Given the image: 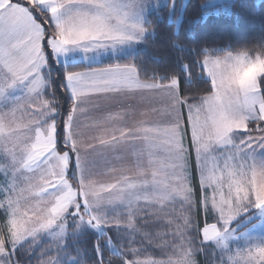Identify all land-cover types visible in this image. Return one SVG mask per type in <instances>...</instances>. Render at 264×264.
<instances>
[{
	"label": "snow or ice",
	"instance_id": "6c2138e0",
	"mask_svg": "<svg viewBox=\"0 0 264 264\" xmlns=\"http://www.w3.org/2000/svg\"><path fill=\"white\" fill-rule=\"evenodd\" d=\"M140 3L0 0V174L8 192L0 264H20L17 249L31 252L43 235L80 227L115 231L102 236L107 258L94 242L95 264H198L197 253L205 264H247L227 242L242 214L264 212V81L230 94L219 72L199 87L188 64L162 78L131 62L104 64L101 53L147 31L130 22ZM75 51L87 61L82 70L66 66ZM62 64L63 102L53 79ZM21 199L38 223L24 219ZM137 235L161 248L170 236L173 253L140 259L131 246ZM40 256L37 264H57L58 256Z\"/></svg>",
	"mask_w": 264,
	"mask_h": 264
},
{
	"label": "trees",
	"instance_id": "16d2710c",
	"mask_svg": "<svg viewBox=\"0 0 264 264\" xmlns=\"http://www.w3.org/2000/svg\"><path fill=\"white\" fill-rule=\"evenodd\" d=\"M212 4L210 0H189L182 10L172 11L171 7H166L152 13L147 21L152 33H148V43L146 40L138 46L141 61H135L146 68L149 78L154 72L158 78L168 72H183V65L188 64L195 67L197 84L203 87L209 81L203 76L202 55L218 54L240 45L264 44V0H232L215 9ZM85 66V63L77 62L68 67ZM53 70L57 98L63 102L64 95L59 90V83L63 79L64 68L54 66ZM97 240H100L105 258L111 254V249L102 242L101 236L88 233L81 249L88 256L92 255L89 262L92 259L94 264L96 253L93 245ZM15 256L21 264H35L39 259L35 249L27 253L17 249ZM111 264H119V261L113 259Z\"/></svg>",
	"mask_w": 264,
	"mask_h": 264
},
{
	"label": "rangeland",
	"instance_id": "374dc122",
	"mask_svg": "<svg viewBox=\"0 0 264 264\" xmlns=\"http://www.w3.org/2000/svg\"><path fill=\"white\" fill-rule=\"evenodd\" d=\"M189 0H174L173 3L170 0H141L139 7L137 8L136 12L130 17V22L139 24L143 27L146 25L147 31L138 39L126 42L123 45L118 46L115 51L109 50L107 52L101 53L99 59L105 64L112 63V62H119V63H133L137 64L135 61L138 59L140 60V56H138V46L143 44L147 40L148 33L151 34L148 27V19L152 15V13L157 12L161 8L171 7L173 10L183 9L184 5L187 4ZM232 0H210L213 4V8L215 9L217 6L224 4L226 2H230ZM215 6V7H214ZM148 43V40L146 41ZM92 58H95V54H90ZM84 54L79 51H75L70 54V59L66 62V66L70 70H82L83 68L77 67H68L71 64L82 62L87 65V61L83 58ZM137 65H140L142 71L148 74L146 68L143 67L142 64L138 62ZM88 66V65H87ZM60 67H65L62 64ZM86 67V66H85ZM84 67V68H85ZM203 72V76H204ZM205 95L207 93H204ZM159 106V105H157ZM254 134V133H253ZM255 135V134H254ZM62 146V145H61ZM83 151V149H81ZM264 158V153H261L259 150L257 152V159ZM7 167V161H0ZM225 191H227L225 189ZM208 194L211 195V190H208ZM8 195L7 192V181L0 174V200H4L5 197ZM19 208L20 210L25 213L24 219L29 220L30 223H38L39 221L36 219V215H34L35 209L31 207L28 200L21 199L19 201ZM200 218L201 225L204 223V216ZM5 210L0 208V225H3V222L6 220ZM4 219V220H3ZM208 222H213V217H207ZM69 228H75V225L69 224ZM156 227H160V225L150 227V231H154ZM167 229V225L163 226ZM232 227L235 229V232L227 242L228 247L231 250L232 254H235L238 251H244L245 255L247 251L253 247L264 246V212L257 210L255 208H250L247 213L242 214L237 221L233 222ZM95 233L99 236L103 235H111L115 237V231L111 228H101L100 230H95L92 228H75V231L66 232L63 237H57L55 233L51 236L45 234L41 237L39 244H37L35 250L37 251V256L41 258L40 254L43 251L44 257L47 258L49 256H58L57 264H94V261L91 259V256H88L82 249L81 244L85 240L88 233ZM190 235L195 236V232H191ZM63 239L66 241L62 245L60 249L56 247L48 248V245L52 244L55 239ZM169 240V245L167 247L161 248L157 247L155 243H148L147 241L143 240L139 235H137L136 239L131 242L132 247H138L141 249L140 259H144L145 257H151L155 260H167L169 255L173 253L172 248V238L166 237ZM103 242V239H102ZM199 243V241H197ZM124 244L128 246V239H124ZM205 247L211 248L215 247V245H205ZM112 251V250H111ZM222 251V249H218L217 252ZM39 252V253H38ZM36 255V254H35ZM75 257L76 260L73 261L71 258ZM15 260H18L16 256L14 257ZM198 264H205L207 257L203 254L197 253L196 256ZM21 264V263H20ZM37 264V261L36 263ZM240 264H244V261L241 260ZM253 264H257V262H253Z\"/></svg>",
	"mask_w": 264,
	"mask_h": 264
},
{
	"label": "clouds",
	"instance_id": "9594fccd",
	"mask_svg": "<svg viewBox=\"0 0 264 264\" xmlns=\"http://www.w3.org/2000/svg\"><path fill=\"white\" fill-rule=\"evenodd\" d=\"M201 67L209 84L216 72L226 77L230 94H242L249 88L258 89L264 81V44L240 45L218 54L202 55ZM252 249L246 255L244 251L240 253L247 264H264V246Z\"/></svg>",
	"mask_w": 264,
	"mask_h": 264
}]
</instances>
